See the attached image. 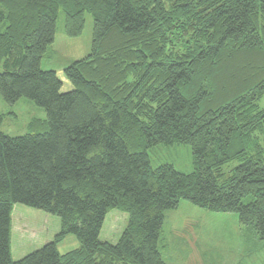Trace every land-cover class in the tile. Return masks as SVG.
Segmentation results:
<instances>
[{
  "label": "trees",
  "instance_id": "1",
  "mask_svg": "<svg viewBox=\"0 0 264 264\" xmlns=\"http://www.w3.org/2000/svg\"><path fill=\"white\" fill-rule=\"evenodd\" d=\"M93 19L91 51L63 69L41 60ZM0 96L45 111L27 133L0 129V264H166L164 212L186 200L234 213L264 245V0H0ZM2 116L0 115V125ZM185 144L190 172L151 165ZM59 218L40 248L11 258L14 204ZM109 209L128 215L114 244ZM73 235L78 246L60 253Z\"/></svg>",
  "mask_w": 264,
  "mask_h": 264
},
{
  "label": "rangeland",
  "instance_id": "2",
  "mask_svg": "<svg viewBox=\"0 0 264 264\" xmlns=\"http://www.w3.org/2000/svg\"><path fill=\"white\" fill-rule=\"evenodd\" d=\"M84 19L81 34L68 37L64 33V13L59 10L54 41L41 60L42 69L56 71L63 82L62 91L72 89L63 75V69L91 51L93 19L89 13H84ZM259 105L264 107V97ZM0 115V129L10 136L27 133L33 118L45 119L44 109L25 97L9 104L0 96ZM258 139L261 144L264 143V135L258 136ZM147 153L153 167L169 163L181 172L187 173L192 169L188 145L159 144L149 148ZM127 222L126 213L109 209L99 239L116 243ZM59 228L57 216L20 203L14 204L11 212V258L20 259L40 248L53 238ZM71 237L78 246L76 238ZM159 240V249L166 264H264V245L239 223L236 214L208 211L186 200L179 201L176 208L164 212ZM75 242L66 241L60 250H72Z\"/></svg>",
  "mask_w": 264,
  "mask_h": 264
},
{
  "label": "crops",
  "instance_id": "3",
  "mask_svg": "<svg viewBox=\"0 0 264 264\" xmlns=\"http://www.w3.org/2000/svg\"><path fill=\"white\" fill-rule=\"evenodd\" d=\"M50 240H51V239H50ZM66 241H68L69 243H73V242H75L74 238H72L71 235H67V236L63 239V241H61V242L58 244V246H57L58 251H59L60 253H65V252L70 251V249H68V250H66V251H64V252L60 250V247H62L61 245L64 244V243H66ZM72 246H73V245H72ZM74 246L77 247L76 242H75V245H74ZM75 247H72L71 249H73V248H75Z\"/></svg>",
  "mask_w": 264,
  "mask_h": 264
}]
</instances>
